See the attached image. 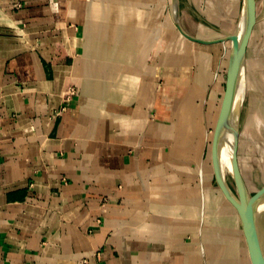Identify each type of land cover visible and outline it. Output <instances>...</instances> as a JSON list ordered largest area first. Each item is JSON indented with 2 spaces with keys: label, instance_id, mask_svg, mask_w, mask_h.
Here are the masks:
<instances>
[{
  "label": "crops",
  "instance_id": "crops-1",
  "mask_svg": "<svg viewBox=\"0 0 264 264\" xmlns=\"http://www.w3.org/2000/svg\"><path fill=\"white\" fill-rule=\"evenodd\" d=\"M244 10L0 0V264H255L212 159Z\"/></svg>",
  "mask_w": 264,
  "mask_h": 264
},
{
  "label": "water",
  "instance_id": "water-1",
  "mask_svg": "<svg viewBox=\"0 0 264 264\" xmlns=\"http://www.w3.org/2000/svg\"><path fill=\"white\" fill-rule=\"evenodd\" d=\"M244 17L247 21V28L239 44L237 34L238 29L234 34L221 39L222 41H231V52L227 73L226 90L212 140V159L219 186L226 195L227 199L235 205L239 212L255 264H264V249L261 245L259 234V210L260 206L264 203V185L254 194L250 195L248 193L247 185L237 160V152H235L233 158V169L236 174V180H233L238 190V195H236L229 183L224 179L219 165L220 150L224 137L226 119L230 111V106L233 103L232 100L235 96V92L238 88H240L243 81L242 74L243 71H245L247 49L254 26L258 21L257 0H245V10L242 18ZM178 26L181 32H183L187 37L196 41H201L200 39H195L185 33L179 24Z\"/></svg>",
  "mask_w": 264,
  "mask_h": 264
},
{
  "label": "rangeland",
  "instance_id": "rangeland-1",
  "mask_svg": "<svg viewBox=\"0 0 264 264\" xmlns=\"http://www.w3.org/2000/svg\"><path fill=\"white\" fill-rule=\"evenodd\" d=\"M257 17L237 105V160L250 195L264 185V0H257ZM227 181L236 193L234 180Z\"/></svg>",
  "mask_w": 264,
  "mask_h": 264
},
{
  "label": "bare ground",
  "instance_id": "bare-ground-1",
  "mask_svg": "<svg viewBox=\"0 0 264 264\" xmlns=\"http://www.w3.org/2000/svg\"><path fill=\"white\" fill-rule=\"evenodd\" d=\"M238 26V44L241 42L243 34L247 28V21L246 18H242L241 23ZM244 77V71L242 74V79ZM239 88L235 92V96L233 97L232 104L230 106V111L228 113V117L226 119L225 130H224V137L223 142L221 144L220 150V169L223 174L224 179L227 181L228 177L236 180V174L233 169V158L235 152H237V139H238V132H237V111H238V100H239ZM220 114V112H219ZM219 118V116H218ZM214 135V134H213ZM228 182V181H227ZM259 234H260V241L261 245L264 249V203L260 206L259 210Z\"/></svg>",
  "mask_w": 264,
  "mask_h": 264
}]
</instances>
